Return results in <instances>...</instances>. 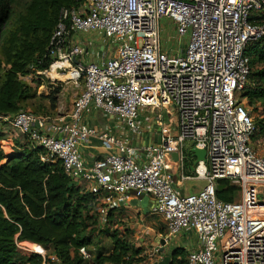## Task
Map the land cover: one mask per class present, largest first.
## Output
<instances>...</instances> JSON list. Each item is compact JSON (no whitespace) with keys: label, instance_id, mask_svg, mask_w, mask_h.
Listing matches in <instances>:
<instances>
[{"label":"built area","instance_id":"1","mask_svg":"<svg viewBox=\"0 0 264 264\" xmlns=\"http://www.w3.org/2000/svg\"><path fill=\"white\" fill-rule=\"evenodd\" d=\"M263 2L82 0L63 8L45 56L50 59L47 70L75 88L82 86L71 110L55 117L21 110L12 117L0 115V122L41 148L42 162L59 161L68 178L99 195L100 222L120 204L147 197L150 214L166 226L165 242L184 232L195 234L187 264H264V154L253 147L256 128L240 98L250 72L244 50L264 37V21L252 20ZM162 20L174 32L165 45ZM74 33L98 34L115 45V55L102 63H81L77 57L82 50L69 40ZM19 78L26 81L29 75ZM141 107L156 113L158 122L174 118L176 130L147 147L145 162L135 147L106 132L97 134L82 119L98 109L138 134ZM94 136L107 155L87 165L79 143ZM189 146L206 155L187 175ZM172 165L179 169L180 181H204V187L178 195ZM220 180L238 189L233 203L216 198ZM23 245L30 251H22ZM15 246L21 254L40 256L42 264H61L39 244L15 238ZM78 255L84 261L92 258L86 247Z\"/></svg>","mask_w":264,"mask_h":264},{"label":"trees","instance_id":"2","mask_svg":"<svg viewBox=\"0 0 264 264\" xmlns=\"http://www.w3.org/2000/svg\"><path fill=\"white\" fill-rule=\"evenodd\" d=\"M82 0H0V115L12 117L30 106V101L43 99L19 76L48 68L45 56L60 10L80 4ZM263 10L252 17L264 21ZM244 55L249 59L247 85L240 94L247 107L260 113L252 139L264 136V37L248 43ZM39 107V106H38ZM39 108L32 107L37 114ZM5 155L9 148L0 132V264H42L36 254L17 251L15 238L50 249L61 264H140L142 250L134 249L120 237L117 215L125 208L111 210L104 223L97 212L99 195L68 178L59 161L40 160L44 151L23 142ZM193 159L186 155L185 173L190 175ZM238 189L228 180L217 183L218 200L233 203ZM130 231L127 230L126 233ZM108 238L110 246H101ZM94 248L90 261L82 260L78 249ZM91 254V252H90ZM92 256V255H91ZM169 264H187L184 248L171 249Z\"/></svg>","mask_w":264,"mask_h":264},{"label":"crops","instance_id":"3","mask_svg":"<svg viewBox=\"0 0 264 264\" xmlns=\"http://www.w3.org/2000/svg\"><path fill=\"white\" fill-rule=\"evenodd\" d=\"M70 43L78 46L82 52L80 56L77 57V60L81 63H102L106 60L112 58L115 55V45L108 40H105L103 37L99 36L96 33L82 34V33H74L70 37ZM46 72H51L50 70H41L35 71L38 75H45ZM55 74V73H54ZM51 75V74H50ZM30 76V75H29ZM53 76V74H52ZM57 76V75H56ZM31 77V76H30ZM60 77L59 75L57 76ZM63 79V78H60ZM65 81V93L60 96L55 95L59 100V104L55 106V111H66L64 114H67L72 107V102L74 98L78 95L82 88L73 87L69 81L64 79ZM35 91L38 90L37 93H40L44 88L42 84L35 85L29 84ZM42 94V93H41ZM47 95V94H45ZM56 105V104H55ZM83 122L92 128L97 134L106 132L117 139L123 141L126 144H129L137 149V153L140 155V162H145L150 157V153L146 150L147 147L158 143L161 136L169 135L174 136L176 134L174 118L166 117L161 119L160 122L156 119V113L148 110L146 107H141L139 110V123L141 126V130L138 134H132L128 128L114 115L107 114L98 109H91L89 112H85L83 114ZM0 132L4 135L5 142L8 144L11 143V139L18 141V143L23 144L25 140L22 136L15 133L10 126L5 125L3 122H0ZM9 151L14 147V145L9 144ZM5 147H2V151ZM188 147L185 148V151ZM79 151L81 156L87 165H92L95 161L102 159L107 155V150L104 148L102 143L98 140L96 136L89 138L87 142L79 143ZM12 152V151H10ZM5 155H7V151H3ZM190 164V168H191ZM171 173L174 176V188L175 192L180 196L190 195L186 194L184 182L179 180L180 171L179 169L172 165L170 169ZM188 181H198V180H188ZM203 183L201 187H196L193 192L199 191L205 185L204 181H200ZM79 186L84 187L86 190H89V186L87 184H83L82 182L77 183ZM192 192V193H193ZM133 201V200H132ZM131 201V202H132ZM131 202L129 204H123L125 208L124 213L128 214L129 212H133L136 216L140 215L139 221L142 222L141 227H144L143 221H145L148 217L152 216L150 214L151 202L149 200L147 204V211L144 212V208L141 206H132ZM117 219V217H115ZM138 221V219H136ZM138 224V223H137ZM159 224H148L147 228L152 227L154 232V240L157 244L152 247V250L157 248L160 250L161 245L159 244L162 239L165 240L167 238L168 231L164 222L158 228ZM130 228L133 230L135 225H130ZM135 230V229H134ZM137 230V228H136ZM149 231V230H148ZM137 232V231H135ZM139 232V231H138ZM147 233L146 231L143 232ZM149 233V232H148ZM137 234V233H135ZM153 236V233L151 234ZM196 237L193 233H182L174 239H169L165 242L163 246V252L150 253L149 257H146L145 260L140 264H153L155 262H159L164 256H169L171 249L174 247L184 248L186 253L195 247ZM149 255V254H147Z\"/></svg>","mask_w":264,"mask_h":264},{"label":"rangeland","instance_id":"4","mask_svg":"<svg viewBox=\"0 0 264 264\" xmlns=\"http://www.w3.org/2000/svg\"><path fill=\"white\" fill-rule=\"evenodd\" d=\"M161 25L163 28L162 32V42L165 43L167 42L168 38L170 36H174L173 29L170 28L168 25V22L166 20L161 21ZM47 70V69H46ZM51 74V75H50ZM52 72H46L45 75H30L29 78L25 81L28 85L29 84H35V85H40L42 84L44 88L41 90L40 93H37L38 90L36 89V95L37 96H43V99H38L37 97L35 100L30 101V106L26 109L27 111L31 112L32 107L39 108V112L36 115H41V116H50V117H55L57 115L64 114L66 111H55L54 108L59 104V100L55 95L58 94L60 96L61 94L65 93V81L64 79H60L56 76V74H53ZM62 78V77H61ZM82 84V82H80ZM71 84V83H70ZM73 87H75L73 84H71ZM79 88H82L80 86ZM42 93V94H41ZM47 94V95H45ZM245 103V101H243ZM56 104V105H55ZM246 104V103H245ZM39 106V107H38ZM250 108V114L253 118L254 123H257V120L261 119L260 113L257 110H253V108ZM17 141L14 139H11V145H14L15 147H18L19 145L16 143ZM253 147L255 150L260 153L264 154V136L259 138V139H253L252 140ZM14 147V148H15ZM13 148V149H14ZM16 149V148H15ZM7 151L8 155L10 154L9 149L4 148L3 151ZM203 185L202 182L200 181H186L184 183L185 187V192L186 194H193L196 193L197 191L193 192V190L196 187H201ZM193 192V193H192ZM138 219V221L136 220ZM140 215L135 217V214L133 212H129L128 214H119L117 215L116 219V227H112L111 231L117 229V232L119 233L120 237L123 239H126L128 244H131L134 249H140L142 250L141 256L149 257L151 254L154 253V250H152V247H154L157 242L154 240V232H152L153 228H147L148 224H159L158 228L160 229V226L162 225V220L156 216H150L148 217L145 221H143L144 227L139 230V228L142 225V222L139 221ZM138 223V224H137ZM130 225H135V230L130 228ZM137 228V230H136ZM127 230H129V233H126ZM149 230V231H148ZM137 231V232H135ZM139 231V232H138ZM146 231L147 233H143ZM149 232V233H148ZM137 233V234H135ZM153 233V236L151 234ZM163 240V239H162ZM165 241V240H164ZM160 244V243H159ZM101 246H104L107 248L110 246V241L108 238H103ZM24 248H22V251H27L29 250L30 247L28 245H23ZM32 250L37 252H40L39 247L33 246ZM30 251V250H29ZM90 252L92 257H94L95 252L94 248H90ZM149 254V255H147Z\"/></svg>","mask_w":264,"mask_h":264},{"label":"water","instance_id":"5","mask_svg":"<svg viewBox=\"0 0 264 264\" xmlns=\"http://www.w3.org/2000/svg\"><path fill=\"white\" fill-rule=\"evenodd\" d=\"M186 155H189L191 159H193L192 161V165L190 168V171L193 172L195 166L199 163V162H205V155L206 152L203 149H198L195 146H189L186 151H185ZM172 157L174 159H177V154H173ZM175 189V188H174ZM149 202V199L147 197H141L139 199H134L131 202L132 206H141L142 208H144V212L147 211V204ZM121 205V204H120ZM161 248L159 250V252H163V246L165 245V241L162 240L160 242ZM170 262V256H164L159 262H155L153 264H169Z\"/></svg>","mask_w":264,"mask_h":264},{"label":"bare ground","instance_id":"6","mask_svg":"<svg viewBox=\"0 0 264 264\" xmlns=\"http://www.w3.org/2000/svg\"><path fill=\"white\" fill-rule=\"evenodd\" d=\"M54 74V73H53ZM37 251V250H36Z\"/></svg>","mask_w":264,"mask_h":264}]
</instances>
